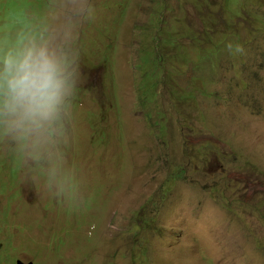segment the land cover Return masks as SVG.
Listing matches in <instances>:
<instances>
[{"label":"rangeland","instance_id":"374dc122","mask_svg":"<svg viewBox=\"0 0 264 264\" xmlns=\"http://www.w3.org/2000/svg\"><path fill=\"white\" fill-rule=\"evenodd\" d=\"M7 1L71 75L0 132V264H264V0Z\"/></svg>","mask_w":264,"mask_h":264},{"label":"clouds","instance_id":"9594fccd","mask_svg":"<svg viewBox=\"0 0 264 264\" xmlns=\"http://www.w3.org/2000/svg\"><path fill=\"white\" fill-rule=\"evenodd\" d=\"M21 5L12 10L7 0H0V132L38 152L60 119L71 74L55 36L37 33ZM226 47L233 55L245 53L239 43Z\"/></svg>","mask_w":264,"mask_h":264},{"label":"trees","instance_id":"16d2710c","mask_svg":"<svg viewBox=\"0 0 264 264\" xmlns=\"http://www.w3.org/2000/svg\"><path fill=\"white\" fill-rule=\"evenodd\" d=\"M144 209H145V204L142 206L141 211H143ZM141 211H140V212H141Z\"/></svg>","mask_w":264,"mask_h":264},{"label":"flooded vegetation","instance_id":"af4514ba","mask_svg":"<svg viewBox=\"0 0 264 264\" xmlns=\"http://www.w3.org/2000/svg\"><path fill=\"white\" fill-rule=\"evenodd\" d=\"M7 256H8L7 253H6V256L3 255V257H7ZM14 259H15V258H14ZM15 264H16V263H15Z\"/></svg>","mask_w":264,"mask_h":264},{"label":"bare ground","instance_id":"6f19581e","mask_svg":"<svg viewBox=\"0 0 264 264\" xmlns=\"http://www.w3.org/2000/svg\"><path fill=\"white\" fill-rule=\"evenodd\" d=\"M4 164V163H3ZM2 165V164H1ZM3 166V165H2ZM2 189V188H1ZM3 190V189H2Z\"/></svg>","mask_w":264,"mask_h":264}]
</instances>
